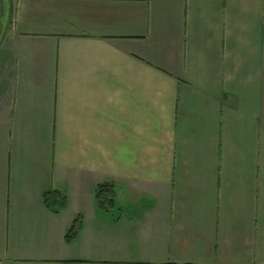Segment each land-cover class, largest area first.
<instances>
[{
  "label": "crops",
  "instance_id": "crops-1",
  "mask_svg": "<svg viewBox=\"0 0 264 264\" xmlns=\"http://www.w3.org/2000/svg\"><path fill=\"white\" fill-rule=\"evenodd\" d=\"M1 22L0 264H264V0H3Z\"/></svg>",
  "mask_w": 264,
  "mask_h": 264
},
{
  "label": "trees",
  "instance_id": "trees-1",
  "mask_svg": "<svg viewBox=\"0 0 264 264\" xmlns=\"http://www.w3.org/2000/svg\"><path fill=\"white\" fill-rule=\"evenodd\" d=\"M94 199L99 210L105 212L112 210L115 205V195L112 186L109 184L98 186L95 190ZM43 203L49 212L59 214L65 209L67 200L64 195L58 192H49L43 195ZM79 228L80 223L75 220L65 236V241H71L76 236Z\"/></svg>",
  "mask_w": 264,
  "mask_h": 264
},
{
  "label": "water",
  "instance_id": "water-1",
  "mask_svg": "<svg viewBox=\"0 0 264 264\" xmlns=\"http://www.w3.org/2000/svg\"><path fill=\"white\" fill-rule=\"evenodd\" d=\"M2 17H3V0H0V36L2 30V22H1Z\"/></svg>",
  "mask_w": 264,
  "mask_h": 264
}]
</instances>
